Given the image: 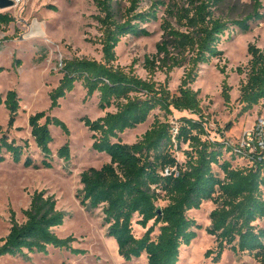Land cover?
Masks as SVG:
<instances>
[{
  "label": "trees",
  "instance_id": "16d2710c",
  "mask_svg": "<svg viewBox=\"0 0 264 264\" xmlns=\"http://www.w3.org/2000/svg\"><path fill=\"white\" fill-rule=\"evenodd\" d=\"M145 1L150 3L148 8L142 6ZM252 1L248 15L230 19L216 15L224 0H94L101 61L74 57L62 63V78L50 93L49 111L59 108L60 100L77 84L85 89L86 100L98 94V108L105 115L82 121L93 133L92 149L109 156L110 162L81 174L78 199L87 212L102 208L106 236L115 241L119 256L126 261L145 255L148 264H179L182 247H189L197 238V230L202 229L188 212L213 202L216 208L210 213L206 232L216 238L215 262L229 248L235 254H254L264 264V228L256 225L264 219V164L252 159L244 168H233L231 161H222L225 154L235 159L232 146L223 137L210 139L200 91L192 88L201 66L222 59L220 45L231 28L247 34L254 24L264 21L263 4ZM161 9L164 16L159 18ZM13 21L10 15L0 14V26ZM158 21L163 36L157 53L145 57L147 78L136 74V62L127 68L117 65L116 50L122 39L148 37L146 26ZM248 55L247 66L236 70L246 76L239 89V117L264 102V49L250 44ZM176 69H184V76L178 93L173 94L169 82ZM220 71L226 73L224 68ZM159 72L166 75L164 83L155 81ZM231 90L225 80L222 97L226 104L231 102ZM0 106L8 111V127L13 128L21 110L18 93L9 91L4 96L0 92ZM112 108L114 111H108ZM156 110L166 118L174 112H188L197 119L183 117L176 124L156 119L135 143L121 141V135L146 124ZM29 126L43 160L38 165L26 157L23 166L52 169L54 138L50 127L61 129L67 136L68 127L45 111L30 116ZM231 128L230 123L227 130ZM26 148L27 143L21 146L2 136L0 164L6 161V155L13 163H22ZM179 152L186 158L184 163L177 159ZM58 157L70 162L68 142L58 150ZM215 167L221 169L223 178ZM160 202L166 205L160 206ZM23 215L26 220L20 224L11 212V229L0 245V264L3 257H25V252L47 254L50 247L84 252L72 248L73 237L62 239L55 234L54 229L62 227L67 217L58 210L55 196L35 192ZM134 223L145 230L141 237L135 235ZM212 253L208 251L207 256Z\"/></svg>",
  "mask_w": 264,
  "mask_h": 264
},
{
  "label": "rangeland",
  "instance_id": "374dc122",
  "mask_svg": "<svg viewBox=\"0 0 264 264\" xmlns=\"http://www.w3.org/2000/svg\"><path fill=\"white\" fill-rule=\"evenodd\" d=\"M13 1V7L0 9V14H8L14 19L10 25L0 26V69L3 70L0 73V92L6 96L9 91H16L21 99V110L14 127L9 129L8 111L0 106V139L6 135L18 145L24 146L27 143L28 148L22 163L15 164L6 155V161L0 164V245L10 232L11 212L15 213L18 223H24L26 219L23 211L29 208L34 193L46 191L48 195L55 196L58 210L67 215L64 225L54 229L55 234L62 239L73 237L72 248L84 252L77 254L50 247L47 254L25 252V257H3L1 264H148L145 255L131 261L121 258L115 241L106 236L107 227L103 223L102 208L87 212L78 199L82 189L81 174L90 168L100 169L110 162L109 156L92 149L93 133L82 121L85 117L94 121L105 115L106 112L98 108V94L86 100L85 89L77 84L72 93L60 100L59 108L49 111L50 93L62 78L60 70L63 61L74 57L98 61L102 59V47L99 44L101 35L94 19L98 14L94 0ZM163 1L168 3L170 0ZM252 2L224 0L216 15L230 19L245 17L252 11ZM260 2L264 6V0ZM149 5V1L142 4L144 8ZM163 16L164 9H161L159 18ZM146 28L150 33L148 37L128 36L122 39L116 50L117 65L127 68L136 62L135 72L143 79L147 78L143 67L145 57L157 53V44L163 36L160 21L148 24ZM250 44L264 49V21L254 24L247 34L231 28L220 45L224 52L222 59L201 66L198 79L192 85L195 91H200L202 113L208 119L209 135L218 140L223 137L230 144L239 142L243 133L258 118H264V102L239 117L242 108L238 103L239 89L246 76L237 74L236 70L247 66L250 60ZM222 68L225 69V74L221 73ZM183 76L184 69H176L170 74L169 89L173 94L178 93ZM165 80V74H156L155 81L164 83ZM225 80L232 88L230 104H226L222 97ZM42 111L63 121L70 135L67 136L61 129L51 126L54 138L51 145L53 168L27 169L23 166L26 157H31L38 165L43 160L29 126L30 116ZM183 117L197 119L188 112H174L166 118L162 112L156 110L146 124L121 135V141L124 144L135 143L156 119H167L171 124H176ZM230 123L232 128L227 130ZM67 142L71 150V160L68 163L58 157V150ZM176 156L181 163L185 162L183 153L179 152ZM222 161H231L233 168H244L249 164L246 158L232 159L230 154H225ZM214 171L221 178L224 177L220 168L215 167ZM159 205L165 206L166 202H160ZM215 208L213 202H206L201 209L188 212V216L202 229L197 230V238L189 247H182L179 264H260L254 254H235L229 248L215 262L216 238L206 232L211 224L210 213ZM256 225L264 228V219ZM133 228L137 237L145 233L136 223ZM157 234L158 232L155 236ZM210 250L213 253L208 257L207 252Z\"/></svg>",
  "mask_w": 264,
  "mask_h": 264
},
{
  "label": "built area",
  "instance_id": "2783aa9c",
  "mask_svg": "<svg viewBox=\"0 0 264 264\" xmlns=\"http://www.w3.org/2000/svg\"><path fill=\"white\" fill-rule=\"evenodd\" d=\"M210 139L214 141L216 138L210 136ZM231 146V154L235 157L255 159L264 164V118H258L252 127L243 133L239 142Z\"/></svg>",
  "mask_w": 264,
  "mask_h": 264
},
{
  "label": "water",
  "instance_id": "95a60500",
  "mask_svg": "<svg viewBox=\"0 0 264 264\" xmlns=\"http://www.w3.org/2000/svg\"><path fill=\"white\" fill-rule=\"evenodd\" d=\"M14 1L13 0H0V9H8L14 6Z\"/></svg>",
  "mask_w": 264,
  "mask_h": 264
}]
</instances>
